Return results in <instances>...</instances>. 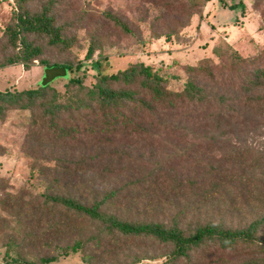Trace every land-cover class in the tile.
<instances>
[{
    "label": "rangeland",
    "instance_id": "1",
    "mask_svg": "<svg viewBox=\"0 0 264 264\" xmlns=\"http://www.w3.org/2000/svg\"><path fill=\"white\" fill-rule=\"evenodd\" d=\"M242 1L244 11L240 0H208L199 7L200 12L190 17L189 24L182 26L187 13L177 14L167 8L166 0H59L62 21L77 41L62 50L47 45L42 39L43 57L50 62L73 65L83 60L82 69L74 73L82 75L86 84H92L97 70L85 56L89 45L97 38L99 47L93 58L107 55L108 61L102 66L105 71H116L142 60L166 76L170 88L181 90L189 76L186 70L189 64L209 63L217 73L223 71L225 65L228 71H233L231 63L236 58L225 41L244 56L260 54L261 59L264 0ZM14 7V0H0V56L5 42L2 34ZM108 9L126 19L135 32H125L106 19L104 10ZM171 26L177 31L170 40L165 35H153V28L160 33L169 31ZM215 44L219 45L217 53L213 49ZM259 63L264 64V56ZM247 66H251L250 63ZM196 74L201 79L206 78L203 72ZM70 75V70L59 67L47 69L38 59L28 69L22 63H14L0 67V89L36 86L47 79L64 91V83ZM31 120L32 112L25 108H11L4 118L0 117V177L3 178L0 181V264L4 262L12 238L17 240L12 253L33 260L53 254L48 244L72 243L95 230V222L62 206L47 211L40 196L45 189L67 193L78 192L80 188L104 191L129 185V195L140 199L108 207L110 211L126 219L176 222L186 230L207 220L229 226L245 225L264 215V123L229 131L231 127L217 129L205 123L190 122L188 128L161 127L154 134L119 136L102 150L97 144L86 145L84 139L73 145L42 143L29 135L31 128H39L41 124L32 127ZM91 154L105 156L97 160V166L116 168L113 175L88 188L54 181L56 177L67 178L65 174L74 169L61 166L51 156L75 161L87 159ZM215 175L219 178L214 180ZM79 196L84 201L90 198L85 194ZM18 202L20 205L14 206ZM7 205L12 209H5ZM57 220L63 225L58 229L50 228L49 223ZM33 227L35 237L20 243L25 230ZM89 249L100 255L102 264H159L169 248L145 238H123L100 252L93 246ZM145 250L155 253V257L131 263V254ZM219 254L196 250L190 264H220L216 263ZM221 256L229 259L227 264H237L245 254L234 252ZM51 264L86 263L80 249Z\"/></svg>",
    "mask_w": 264,
    "mask_h": 264
},
{
    "label": "trees",
    "instance_id": "2",
    "mask_svg": "<svg viewBox=\"0 0 264 264\" xmlns=\"http://www.w3.org/2000/svg\"><path fill=\"white\" fill-rule=\"evenodd\" d=\"M206 1L166 0V3L167 8L175 10L177 14L183 11L187 13L188 18L181 21V25L186 26L190 17L200 12L199 7ZM14 2L11 18L2 34L5 42L1 49L0 67L22 63L28 69L38 59L47 69L59 67L71 71L64 83V91L47 79L36 86L0 89V117L4 118L11 108L30 109L32 127L41 123L39 128H31L29 131L35 140L54 145H73L84 139L86 145L93 147L97 144L103 150L119 136L154 134L161 127L173 130L179 126L188 128L190 122L205 123L217 129L231 127L229 131L264 123V64L259 63L264 53H261V59L260 54L244 56L229 41H225L227 47H232V54L236 58L231 63L233 71H228L225 65V69L217 73L209 63L189 64L186 66L189 76L184 87L177 90L168 86L166 76L142 60L116 71H105L102 66L108 61L107 55L93 58L99 47V40L95 38L87 49L85 60L91 59L93 68L97 70L96 80L86 84L82 75L74 73L82 69L85 63L83 60L73 65L50 62L43 57L45 44L40 42L42 39H45L47 45L62 50L77 41V37L69 34L62 21L59 0ZM240 3L244 11L243 1L240 0ZM231 7L235 6L231 4ZM104 16L125 32H135L126 19L112 10H104ZM176 31L174 26L160 33L153 28V35H165L170 40ZM218 46L215 44L213 47L216 53ZM249 63L251 66H247ZM196 72H203L206 78H199ZM104 157L91 154L87 159L69 161L60 156H51L61 166L74 169V172L65 174L67 178L62 176L53 180L87 188L97 185L113 175L116 169L97 166V160H103ZM213 178L215 180L219 177L215 175ZM80 189L78 192L67 193H53L45 189L40 192V196L43 197L42 204L47 211L62 206L95 222L96 228L90 235L76 238L72 243L48 244L53 254L41 255L33 260L12 253L17 246V240L12 238L8 242L3 264H51L61 256L80 249L86 264H102L100 255L90 250L89 246L100 252L123 238H145L167 246L166 258L159 264H180L182 261L190 264L196 250L219 252L216 263L220 264H227L229 260L222 258L221 254L234 252L245 254L237 264H264V215L245 225L229 226L224 222L207 220L186 230L176 222L126 219L118 212L110 211L108 207L134 203L140 199L129 195V185L127 188L118 186L104 191ZM80 194L90 198L84 201ZM11 207L7 205L5 209L10 210ZM61 225L62 222L58 220L49 223V227L55 229ZM35 235L34 227L25 230L20 243ZM149 251L134 252L130 256L131 263L155 257L156 254Z\"/></svg>",
    "mask_w": 264,
    "mask_h": 264
}]
</instances>
